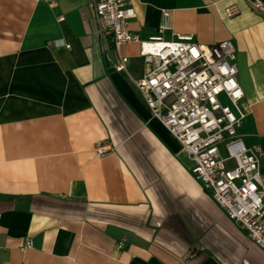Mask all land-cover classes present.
<instances>
[{"label": "crops", "instance_id": "1", "mask_svg": "<svg viewBox=\"0 0 264 264\" xmlns=\"http://www.w3.org/2000/svg\"><path fill=\"white\" fill-rule=\"evenodd\" d=\"M96 1L0 0V264H264L135 84L152 70L141 43L163 11L166 40H230L246 115L238 134L263 151L264 189V12L255 0H130L138 41L115 47ZM232 5L240 13L227 17Z\"/></svg>", "mask_w": 264, "mask_h": 264}, {"label": "built area", "instance_id": "2", "mask_svg": "<svg viewBox=\"0 0 264 264\" xmlns=\"http://www.w3.org/2000/svg\"><path fill=\"white\" fill-rule=\"evenodd\" d=\"M43 1L53 4L57 0ZM252 5L264 12L262 0ZM95 12L100 32L115 47L138 41L127 30L136 18L130 0H97ZM239 13L237 5L226 10L227 17ZM171 19V13L163 11L158 35L141 43V55L152 70L135 84L152 118L188 154L194 178L224 214L264 250L263 151L248 148L238 134L246 115L240 107L244 92L237 78V50L230 40L210 46L197 43L192 35L176 34L174 40H166L165 34L172 31ZM127 62L122 58L117 69H124ZM222 95L231 105L221 101ZM223 146L227 157L222 154ZM97 150L100 156L108 152L103 145Z\"/></svg>", "mask_w": 264, "mask_h": 264}, {"label": "water", "instance_id": "3", "mask_svg": "<svg viewBox=\"0 0 264 264\" xmlns=\"http://www.w3.org/2000/svg\"><path fill=\"white\" fill-rule=\"evenodd\" d=\"M109 56H107L106 58H105V61H106V65H107V67H109L110 68V62H109Z\"/></svg>", "mask_w": 264, "mask_h": 264}, {"label": "rangeland", "instance_id": "4", "mask_svg": "<svg viewBox=\"0 0 264 264\" xmlns=\"http://www.w3.org/2000/svg\"><path fill=\"white\" fill-rule=\"evenodd\" d=\"M223 151H224V150H223ZM223 154H224L225 156L227 155V153H226L225 151L223 152Z\"/></svg>", "mask_w": 264, "mask_h": 264}]
</instances>
